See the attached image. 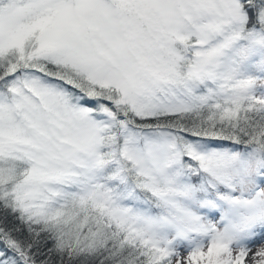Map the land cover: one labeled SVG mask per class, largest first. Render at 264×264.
Returning <instances> with one entry per match:
<instances>
[{"label":"snow or ice","instance_id":"1","mask_svg":"<svg viewBox=\"0 0 264 264\" xmlns=\"http://www.w3.org/2000/svg\"><path fill=\"white\" fill-rule=\"evenodd\" d=\"M0 264H264V0H0Z\"/></svg>","mask_w":264,"mask_h":264}]
</instances>
